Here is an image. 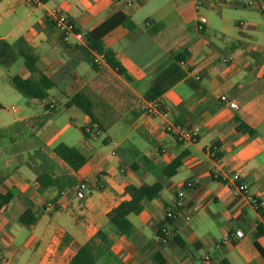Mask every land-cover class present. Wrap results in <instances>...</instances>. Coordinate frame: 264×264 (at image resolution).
<instances>
[{
    "label": "crops",
    "instance_id": "obj_1",
    "mask_svg": "<svg viewBox=\"0 0 264 264\" xmlns=\"http://www.w3.org/2000/svg\"><path fill=\"white\" fill-rule=\"evenodd\" d=\"M53 12L67 15L84 37L117 14L130 21L132 28L118 25L102 43L131 81L108 66L94 70L81 42L63 41ZM20 39L55 86L43 100L24 98L10 84L14 76L30 77L23 59L0 66V193L12 195L0 209V250L10 260L68 264L103 231L111 244L95 264H159L156 256L162 264H201L204 256L209 264H264V235L257 232L264 226V0H0V41ZM183 52L185 77L157 99L167 117L148 115L145 95L157 72ZM84 88L116 118L107 131L93 133L87 115L65 107ZM4 102L15 105L5 115ZM167 123L195 132L197 141H178L165 132ZM59 144L77 149L85 164L72 170L55 155ZM179 155L180 167L166 178L165 167ZM39 176L52 184L42 187ZM189 181L197 185L184 190ZM156 182L163 183L159 196L127 217L132 234L117 235L108 214L130 199L126 187ZM81 183L87 195L72 191ZM241 184L256 205L238 191ZM182 190L184 207L165 224ZM25 212L34 218L30 225L20 221ZM164 226L172 237L163 244ZM237 232L241 237L231 238Z\"/></svg>",
    "mask_w": 264,
    "mask_h": 264
},
{
    "label": "trees",
    "instance_id": "obj_2",
    "mask_svg": "<svg viewBox=\"0 0 264 264\" xmlns=\"http://www.w3.org/2000/svg\"><path fill=\"white\" fill-rule=\"evenodd\" d=\"M118 25H125L129 29L133 27L132 23L121 14L111 17V19L107 20L105 23L85 35L84 40L86 42V46L85 49L82 50V53L85 61L91 64L92 68L96 71H98V69L92 63L91 53L94 52L102 54L106 65L110 69L119 75H123L127 81H131L129 76L116 60L114 53L107 50L102 43L103 37ZM19 58L23 59L24 67L29 72L30 77L22 79L19 76H14L10 80L12 88L24 98L38 100L45 99L48 95V90L55 86V82L39 71L36 66V56L28 49L22 39L18 40L14 44L0 41L1 67H10ZM186 58L187 54L184 52L172 54L169 63L157 72L151 87L146 92L145 96L147 101L157 100L165 93V91L185 77V72L181 69L179 63L185 61ZM71 106L77 107L91 119V131H93V133L107 131L116 121V118L113 115L107 114L105 104L102 103L99 98L95 97L88 88H84L82 91L76 93L66 102L65 107ZM238 129H245L248 133H253V131L245 125H240ZM83 131L85 135L88 136L85 129H83ZM54 153L74 171L80 169L86 162V158L77 149L68 147L64 144L57 145L54 148ZM183 156L184 155H179L165 167L163 174L166 178H170L175 175L177 169L181 165ZM44 178L46 177H38V181L42 187L52 184V181L44 183ZM162 189V182H156L152 185H143L139 187H126L125 193L129 195L130 199L120 203L108 214L109 224L113 229H115L117 235L129 237L132 234L133 227L127 217L130 214H139L142 210V202L156 199ZM11 199V193H0V209L7 205ZM258 212L261 216H264V213L260 209H258ZM29 216V212L23 213L20 218L21 223L24 225L32 224L34 222V218L30 219ZM161 228L162 227H159V235ZM257 232L259 235H264V226L260 223L257 226ZM110 244L111 242L108 240L106 234L103 231H99L89 242L79 248L68 264H95L96 256L101 255L104 251L108 252ZM255 246L263 254L259 246L256 244ZM155 259L159 264L163 263L159 260V256H156Z\"/></svg>",
    "mask_w": 264,
    "mask_h": 264
},
{
    "label": "built area",
    "instance_id": "obj_3",
    "mask_svg": "<svg viewBox=\"0 0 264 264\" xmlns=\"http://www.w3.org/2000/svg\"><path fill=\"white\" fill-rule=\"evenodd\" d=\"M29 4L37 6L42 4L43 0H27ZM248 5H253L252 2H249ZM51 21L54 25V28L60 33L61 38L63 41H68L70 37L75 38L78 42H81L84 46H86V42L84 40V36L77 32L74 23L72 20L65 14L61 12H53L51 14ZM201 23H205V20L202 19ZM242 25V24H240ZM91 58H92V63L97 67L98 70L103 69L106 65L104 57L102 54H97L92 52L91 53ZM197 80L199 79L198 77L196 78ZM220 101L222 103H225L228 105L229 108L233 109L235 108V103L229 102L226 96H221ZM147 114L148 115H153L156 113L162 114L164 117H167V113L164 112L161 103L159 100H153L149 101L147 104ZM165 132L173 135L176 137V139L180 142H187V143H195L197 141V135L193 131H189L185 129L182 125L179 124H173V123H167L165 125ZM216 152V148L213 147L210 150L211 155L214 156ZM233 179L236 181L239 179V175L235 174L233 176ZM197 185V181H189L185 184L184 190L185 189H191ZM73 192L76 194L82 193L87 195L89 193V189L86 187L85 184H78L71 188ZM238 191L245 194L253 204L256 205V202L251 199V197L248 195V190L247 187L243 184L239 185L237 187ZM184 190L180 191L177 193L175 200L172 205V209L167 211L165 214V224L170 223L171 221L175 220L179 213L182 211L184 207ZM186 220H189L188 217L185 218ZM241 232H237L233 235H231V238H239L241 237ZM172 237V232L169 230L167 227H162L160 230V235H159V241L161 243H166L168 240H170ZM210 259L208 256H204L201 260V264H209ZM0 264H16L12 260H10L1 250H0Z\"/></svg>",
    "mask_w": 264,
    "mask_h": 264
},
{
    "label": "rangeland",
    "instance_id": "obj_4",
    "mask_svg": "<svg viewBox=\"0 0 264 264\" xmlns=\"http://www.w3.org/2000/svg\"><path fill=\"white\" fill-rule=\"evenodd\" d=\"M19 64H21V61H19V63L17 64V65H15L12 69H11V73H16L17 71H19ZM90 68V67H89ZM101 71V70H100ZM91 73L93 72L94 73V71H90ZM114 79L112 78V77H106V79H105V81H108L109 83H112L113 85H116V86H118L117 85V82L115 81H113ZM114 88V90H116L117 92H119V90H120V87H113ZM12 90V89H11ZM12 92H15V91H12ZM15 94H18V93H15ZM4 104L6 105V107L4 108V111H3V114L5 115L6 113H7V109H9L10 107H15V105L12 103V102H4Z\"/></svg>",
    "mask_w": 264,
    "mask_h": 264
}]
</instances>
